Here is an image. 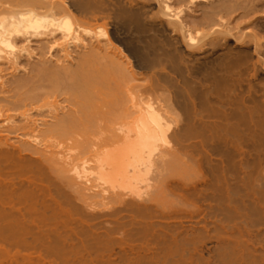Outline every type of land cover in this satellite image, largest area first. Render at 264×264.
Returning a JSON list of instances; mask_svg holds the SVG:
<instances>
[{
    "label": "bare ground",
    "instance_id": "bare-ground-1",
    "mask_svg": "<svg viewBox=\"0 0 264 264\" xmlns=\"http://www.w3.org/2000/svg\"><path fill=\"white\" fill-rule=\"evenodd\" d=\"M258 3L0 0V264H264Z\"/></svg>",
    "mask_w": 264,
    "mask_h": 264
},
{
    "label": "rangeland",
    "instance_id": "rangeland-1",
    "mask_svg": "<svg viewBox=\"0 0 264 264\" xmlns=\"http://www.w3.org/2000/svg\"><path fill=\"white\" fill-rule=\"evenodd\" d=\"M232 1H233V3H236L237 2L238 4L240 3L242 5H249L252 2H254V1H255V3H258L259 2L258 3L259 6H260V4L262 5V3H263V5L260 6V8L258 6L259 9L256 8L255 14L256 13L257 14L256 15L255 14L252 15V17H255L256 16V17H262V18H264V10H263L264 9V0H259V1L258 0H237V1L236 0H229L230 3H232ZM242 2H244V3H242ZM258 10H260V11L258 12ZM261 11H262V13H261ZM252 17H250V18L253 19ZM237 20L238 21L240 20L239 23H241L243 21V19H237ZM244 20H248V19H244ZM243 24H244V21H243ZM262 24L264 26V22ZM259 29L261 30L262 28L260 27ZM260 30H259V33H261V36L264 38V35H263L264 34V29H262L261 31ZM38 48H39L38 49L39 52H38V55L37 56H35L33 59H29V61L26 58L24 59V60H26V62H25V67L22 68V70L17 71L15 73L12 72V71L10 72L9 69L8 70H5V72L3 71L2 74L4 76L3 80L5 82L4 83L5 85L4 86L2 85V87L0 85V105H4L5 104V100L4 99H11L12 98L11 96L13 94H15V92H16L15 91V86H13V85H15L14 83L16 81H18V80H25V79H32L34 77L35 72H33V70H34L35 67H37V65L40 66V65L43 64V65H48V66H51V67H53V66H56V67L61 66L62 67L64 65H69L70 62H64V61H61L60 62V61H57L58 60L57 58L59 56L57 57V54H55V53H54V56L56 55L55 57L53 55H50L48 53V51H47L48 49L42 47V45L41 46L39 45ZM0 81H2V80H0ZM48 91H49V88H48V85H47L46 82H43L42 84H40V86L37 87L36 90H35V92L41 93V94H45ZM66 97H69V96L68 95H58V96L54 95V96H49L46 99L49 100L50 102H54V101L57 100L58 101L57 102L58 105L60 103V105H59L60 107L57 108V111L63 115L65 113V111L67 112L66 109L68 108V110H69L71 108L70 106H72V103L71 104L68 103V100H66L67 102L65 101ZM64 104H65V107H67V105H68V107L65 109L64 112H63V110L61 112V110L59 108L62 109L64 107ZM100 105H101V107H99V110H100L101 113H104V112H106L108 110V105H104V103L102 101L100 102ZM72 108H73V106H72ZM49 110L50 109L45 108L43 110V112H40V114H39V112L37 113L36 110L31 111V115L33 116V118H35V119H41L42 118L43 120H46V121L49 122V123L47 122L48 124L43 125L42 124V122H43L42 119H41V121L40 120L37 121L36 123L37 124H40V127L38 126V128L48 129V128L54 126V124H50V123H52V122L54 123V121L56 122V119H54V118L51 117L52 114L49 112ZM62 115H60L59 117H61ZM17 120H18L17 125H22V122H24V120H22V117H20V116H19V119L17 118ZM109 125L110 124H99V131H105ZM11 138H14L15 139L17 137L15 135L14 136L12 135ZM80 138L82 139L83 137H80Z\"/></svg>",
    "mask_w": 264,
    "mask_h": 264
}]
</instances>
